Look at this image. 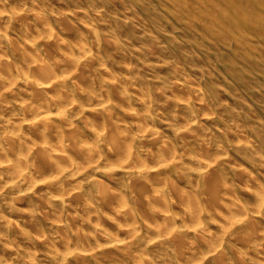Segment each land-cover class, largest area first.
I'll return each mask as SVG.
<instances>
[{
  "label": "rangeland",
  "instance_id": "1",
  "mask_svg": "<svg viewBox=\"0 0 264 264\" xmlns=\"http://www.w3.org/2000/svg\"><path fill=\"white\" fill-rule=\"evenodd\" d=\"M200 1L203 2V0ZM259 1L263 3L261 4ZM169 2L172 0H168ZM216 3H220L221 7H219V13L214 18L217 20L225 16L228 18L223 21L224 25H221L220 30L211 27L212 37L214 35L216 37L217 34V36L224 38L219 41H215L211 36L204 38L200 30L186 27L189 22L185 19L180 21V25H178L179 23L173 21L166 14L174 12L172 7L170 9L169 5L162 6L154 0H0V11L11 12L19 7L30 14L36 9L43 10L55 31L52 38V41L56 42L55 47L54 45L51 47L47 45L45 39L40 42L43 47L39 43L38 53L48 62L51 57V61L55 60L58 57V51L65 49L60 45L62 42L73 46L79 40H83L84 43L89 44L87 45L89 46L88 49L91 48L95 61L91 66L86 65L90 64L87 61L82 63H85L82 68L87 70L85 75L87 79L84 82H79V79L75 77L68 85V89L75 95L78 91L80 93L79 87H94L99 91L102 87L99 82L102 79L105 82H111L113 79L112 83L120 84L117 86L118 90L115 88V91H121V93L113 92L114 94H112L114 99V101L111 100L112 111L110 107L112 118H109L107 114L102 115L105 113L101 114L100 111V113L92 112L96 111V108L95 106L90 107L92 102L89 101V94L86 95L85 93L82 94L83 96L77 95V98L78 104L81 107H86L87 111L83 112L80 109L82 112L79 114L78 109L80 107L78 106L69 111V114L76 118V120L73 118L75 125L79 126L80 128H78L83 133L85 131V140L89 144L103 146V150L99 146L101 149L99 151L104 160L108 158L106 137L102 138L106 143L101 139L94 141L91 132H88L92 128L97 129L105 124L103 123L104 119H108L110 123L112 122L111 125H115L117 128L123 124L124 126L120 125L121 128H126L130 135L138 132L137 127L139 125L148 122L151 132L145 134L146 138L142 137L144 134L135 136V143H132L134 150L137 149L136 151H139L140 154H138L141 156H144L145 151L146 153L150 150L156 151L157 148L153 142L150 143L151 141H149L156 137L164 141L170 138L168 141L180 150V154H184V159L181 160L179 168L176 169L178 171L175 170L170 173L166 171L167 173L163 172L162 176V178H168L170 185L166 187V193L172 204L171 211L178 224L176 226L183 225L181 222L183 213L177 208L179 201L173 196L171 185H177L183 191H189L192 187L197 191L199 190L201 204L205 208H203L202 229L196 235H186L187 237L183 236L184 239L182 237L183 242H186L182 251L191 247V243L193 245L196 243L195 248H200L203 253H206V249L203 250V244L198 245L199 242L215 237L214 239H225L223 242L224 249L219 251L218 254L220 255L217 254L208 258L201 264H264V258L258 255L259 250L261 251V246L259 247L258 243L261 244L264 240L256 242V246L254 243L248 245L245 242V244L244 237L241 236L242 233L240 234L241 237L237 236V232L241 230V225L232 231L228 224L231 216L229 210L218 208L214 203H212L213 205L206 203V199L209 198V191L206 189V177L205 175L203 178L200 177L197 171L199 165L194 160L199 158L198 153L201 154L202 150L206 149L205 152H208L209 157L219 159L220 162L215 168L216 174L221 178L222 184L227 185L228 183L230 185L227 186L231 188V194H229L231 199L249 207L252 204L255 205L257 186L264 188V32L261 31L259 36H253L250 33H243L245 30L239 29L238 26L240 23H245L246 27H255L257 23L264 24V0H221L216 1ZM28 16L19 22L14 20L5 26L2 25L3 30L7 31V39L13 41L14 44L4 40L5 45H2V49L7 53L6 57L10 59L11 63L13 62L12 64H23L24 56L19 54L18 47L24 45V37L30 34L27 32V28L30 26V22L33 23V17ZM92 29L97 31L98 37H95V31L93 32ZM239 37H243L247 44L244 42L243 45H238L234 38ZM52 62L54 63V61ZM98 68L108 69V71L98 73ZM175 82L184 83L191 87L197 86L198 91H201H199V95H192V99L189 101L191 104H188L185 100L186 95L185 97L184 94L173 91ZM105 84L103 82L101 85L105 86ZM29 89L21 82L7 94L2 95L0 92L1 137L4 136V131L7 129L6 121L14 122L16 118H20L23 113L20 110L21 103L30 102L31 95L29 94H31L32 89ZM140 92L145 96L147 95L145 102L142 101ZM126 96L130 97V100ZM131 96H133L132 99ZM197 96L207 99L204 107L196 102L199 101L196 100ZM148 99L150 103L147 102ZM131 110L136 111L132 112ZM211 113L215 115V118ZM132 114H135V117ZM186 115L189 117L187 116V118ZM144 117L149 120L142 119ZM174 117L176 119H173ZM184 117L192 120L195 126L193 125L187 131L188 134L183 132V135H180L181 133L177 134V132L183 131L180 130V127L185 124ZM174 120L175 122H173ZM93 122L95 123L92 124ZM109 122L107 125L110 124ZM23 131L22 134L30 139L29 143L34 147L32 143L38 141L36 136L28 129ZM175 137L177 138L175 139ZM178 137H181V141H178ZM143 139H146L147 142ZM259 141L262 142L263 146L260 145ZM2 144L6 146L5 141ZM204 144L210 147V151L208 146L205 145V147ZM259 146L261 150H257ZM185 148L191 149L190 151L194 149V152L185 155ZM30 156L33 161H36V149L31 152ZM188 156L191 158L188 159ZM192 159L193 161H191ZM195 171L196 173L193 174ZM113 175L107 176L91 170V172L80 174L76 178L77 181H83L84 192L92 193V195L86 194L91 198L83 195L84 198L87 197V200L92 201L90 202L93 205V207L90 206L91 209L85 205L86 203L75 202L71 198L67 199L65 204L61 206L63 210L56 204L52 205L49 202L51 204L49 205L48 201L46 203L42 198L46 192L43 189H35L34 194L26 195L24 199L14 197V190H1L0 264H28L29 260H34V264H76L77 255L63 261L62 257L56 254V251H63L64 244L60 243L62 236L63 240L65 238L71 242L72 248H82L84 245L95 247L99 244H102L101 246L104 248L106 239L102 241V238L108 235L116 240H131V233H128L124 227L132 222L126 223L118 220L114 212L98 199L100 186L97 181H100L101 183L104 182L110 190L112 189L111 191L116 192L117 190L116 193L124 195L128 204L133 205L135 194L132 192L128 175L125 176L127 179L124 178L125 174ZM1 176L4 178L6 174L0 170ZM251 177L256 180L257 185L251 182ZM84 192L83 194H85ZM41 205L43 206L41 207ZM86 208L88 209L86 210ZM133 210L136 215L135 224L136 227L138 226L139 237L128 244L129 249L134 253L143 254L145 259L148 255L154 264H178L179 258L176 255L178 254L176 248L178 241L169 239L153 242L152 225L142 219L143 217L138 213L136 207L133 206ZM51 214H55V216L58 214L56 217L61 220V229H57L53 225L57 218ZM257 221L259 223V225L257 224L258 231L264 234V216ZM243 234L246 235L244 232ZM75 235L77 236L75 237ZM208 235L213 237H208ZM39 236L47 237H44L46 239L44 244L39 240ZM79 238L84 239L83 242L79 241ZM254 246L255 248L259 247L256 248L258 252ZM104 249L88 259L91 264H132L118 256L116 250L107 251L106 248ZM110 253H115L119 258L109 257L111 256ZM213 258H215L214 261Z\"/></svg>",
  "mask_w": 264,
  "mask_h": 264
},
{
  "label": "bare ground",
  "instance_id": "2",
  "mask_svg": "<svg viewBox=\"0 0 264 264\" xmlns=\"http://www.w3.org/2000/svg\"><path fill=\"white\" fill-rule=\"evenodd\" d=\"M154 1L158 2L162 6L169 5L170 9L172 7L174 12L172 11L171 13L170 12L166 13L167 16H169V18H171L173 21H176L177 23H179L183 19L187 20L189 23H187L188 25L186 27H189L191 29L195 28L196 30H200L203 33L204 38L205 36L212 37L213 31L211 27H214L220 30L222 28L221 25H224L223 21L228 19L226 16L223 17L222 19L220 18L219 20L214 18L215 15L219 13V10H220L219 7H221L220 3H216V1H221V0H203V2H201L200 0H172V2H169V3H168V0H154ZM26 13L27 12H25V9H21L19 7L16 10H12L11 12L0 11V92L2 95L7 94L10 92L11 89L13 90V87L15 88V86H17L21 82H23V84L26 85L28 89L29 88L32 89L31 94H29L31 95L30 96L31 99H29L30 102L27 103L25 101L23 104L21 103L20 105L21 107L20 110L23 112L20 118H16L14 122L6 121L7 129L4 131L5 134L3 137H1V134H0V139L1 140L3 139V141H5V144H6V146L3 145L2 144L3 141L0 140V170L6 174L4 178L2 176L0 177V191L1 190H14L15 191L14 197H16L17 199H24L26 198V195L34 194L33 191L35 189H43L46 192L43 194L42 198H44L43 200L46 203L48 201V204L50 202L52 203V205L56 204L57 206L61 207L65 204L67 199L71 198L75 202L81 203L82 201L86 203L85 205L91 209L93 205H91L90 202L92 201L86 199L89 196L86 194L92 195V193L89 191L84 192V187L82 185L83 181H77L76 178L80 174H87L88 171L91 172V170L96 171L97 173H101V174L103 173L107 176L113 175V174H120V175L125 174L124 178L127 179L126 175H128L132 192L135 194V199H133L134 202L132 203L133 204L132 206L128 204L127 199L126 197H124V195L116 193L118 192L117 190L116 192H114V190L111 191L112 189L110 190V188L107 187L104 184V182L101 183L100 181H97V183H99V186H100V190H99L100 194L98 196L99 201L103 202L107 208H110L111 211L114 212L118 220L126 222V223L132 222L131 224H126L125 227L123 226L124 229L126 228V231L128 233L129 232L131 233V237H130L131 240H128V241L116 240L114 238H111L109 235L106 236L105 238H102V241L106 239L104 248H106L107 251L112 250V249L116 250L118 256L123 257L124 260L131 262L132 264H154L153 260L149 259L148 255H147L148 259L147 258L145 259L143 254L134 253L133 251L129 249L130 247L128 244H130L131 241H134L136 240L137 237H139L137 233L138 226L136 227V224H135L136 215L133 210V206H134L138 209L139 211L138 213H140V215L143 217L142 219L143 220L145 219L150 225H152V230L154 233V237H152L153 242H159L163 240L167 241L169 239L171 240L174 239V241L175 240L178 241V242L176 241L177 242L176 248L178 252V254L176 255H178L177 258H179L178 264H201L202 262H205L208 258H211L217 255L219 251L223 248V244H224L223 242L225 239L224 240H221L218 238L214 239L215 238L214 237L208 240L205 239L201 242L198 241L200 243L198 245H201V243L203 244V250L205 248L206 253H203V251H201L200 248L196 249L195 248L196 243L194 245L191 243L192 246L189 244L191 247L187 248L186 251H182L183 247H185L186 245L185 244L186 242L185 243L183 242L182 237L186 235H190V234L196 235V233H198V231L202 229L201 227L203 225L202 218H203V211H204L203 208H205L201 204L200 194L198 192L199 190L197 191L193 189V187L192 189L191 187H189V189L191 190L183 191L179 189L177 185H174V184L171 185L172 194L179 201L177 208L183 213L182 221H181L183 222V225L176 226L178 224L176 223V219L173 216V213L171 211L172 204L168 200L169 196L166 193V189H167L166 187L170 185L168 184V180H167L168 178H162V176H163V172L167 171L170 173L178 169L180 166L181 160L184 159L183 157L184 154L183 155L180 154L179 153L180 150H178L177 147L172 144V142L168 141L170 140V138L167 137L168 140L166 139L167 141H164L163 139H159L158 137H156L155 139L153 138L154 140L153 139L149 140L151 141L150 143L153 142L155 148H157L156 151H151L148 148V150L150 151H148L147 153L145 151L146 154L144 153V156H141L139 155L140 152L136 151L137 149L134 150V147H133L134 145H132V143H135L134 142L135 136H138L139 134L141 135L144 134L142 137H145L146 136L145 134L150 131L149 130L150 126L148 122L147 124L145 122L144 124L141 123L143 125H139L137 127L138 132L130 135L129 133H127L129 131L126 128H125L126 130L124 128L123 129L121 128L120 125H123V124L119 125L120 128L118 124H116V126H118L117 128L115 127V125L114 126L111 125L112 122L110 123L108 119H104L103 123L105 124H102L103 127L98 126L99 128L97 129L91 127L92 129L88 131V132H91L92 136L94 137V141L100 140V139L102 140L103 137H106L107 146H108V151H107L108 158L104 160L103 156L101 155V152L99 151L102 149L103 146L101 147L100 145L89 144L85 140L84 129H82L84 131L83 133L81 129H79L80 127L78 126L79 127L78 128L77 125H75V122L73 121V118L75 117L71 116L69 114L70 113L69 111L70 109H74L77 106L80 107L78 109V111H80L79 114H81L82 112L80 109H82L83 112L87 111L86 107H81L78 104V98H77V95L83 96L82 94L85 93L86 95L89 94V98H90L89 101L92 102L91 103L92 105L90 104V107L95 106L96 108V111H92V112L98 113L100 111L101 114L105 113L102 115L107 114L109 118H112L111 117L112 115L110 113L111 100L114 101L112 94L117 92L115 90L117 89V86H120V84L118 83L117 85V83H115L116 84V87H115V84L112 83L113 79L110 78L112 80L111 82H105L102 79V81L106 83L107 85L105 84V86H103L101 85L103 84V82L102 81L99 82L100 86H102V87L99 86L101 88V89L99 88L100 89L99 91L98 89L96 90L94 87L93 88L79 87V89L81 90L80 93L79 91L77 95H75V93H72L70 89H68V85H70L71 81L75 79V77L76 79L77 78L79 79V82L80 81L84 82L87 79L86 78L87 76H85L87 73L86 72L87 70L82 68V66L85 63L84 64L82 63L84 61L85 62L87 61V63H90V64H86V65L91 66L93 65L95 61L91 53L92 52L91 48L88 49L89 46L87 45L89 44L84 43L83 40L82 41L79 40V42H77L73 46L69 45L68 43L62 42L60 45L62 46V48L63 47L65 48L63 49L64 51L60 48L61 50L58 51L57 53L58 55L55 53L59 58L57 57L58 59L55 58V60H52L54 61L53 63L51 61L52 57L50 55L51 59L48 62L47 59L45 60L44 57H42L40 53H38L39 43L45 39L47 40L45 41L47 42V45H49L50 47L54 45L55 47L56 42L52 41L55 31L50 25L51 24L50 20L48 19L47 15L44 14L43 10L36 9V10H33V12L30 14L28 13L26 14ZM14 15H16V18H14ZM27 16L33 17V20H32L33 23L30 22V26L28 28L26 27L28 30L27 32L30 34L24 37L25 38L23 41L24 45L22 46L18 45L20 46L18 47V52L20 55L24 56V61H23V64L21 65L20 64L16 65L15 63L12 64L13 62L11 63V61H9L10 59L6 57V54H7L6 51L2 49L3 48L2 45H5L4 40L5 41L8 40L7 31L5 32L3 30L4 28L2 27V25L5 26V24H7L8 22L11 23V21H14V20L16 22L17 21L19 22L21 20H24L25 17L27 18ZM225 24H227V22H225ZM178 25H180V23ZM249 27H246L245 23L244 24L240 23V25L238 26L239 29L245 30L243 33H250L253 36H259L261 35L262 32H264V24L262 23H257L255 27H252V26H249ZM93 32H94L95 37H98L97 31L93 30ZM212 38L215 41L224 39L223 37L217 36V34H216V37L214 35V37ZM234 39H236V42L238 43V45L240 44L243 45V43L245 42L243 37L234 38ZM10 41L8 40L9 43L12 42V45H14L13 41L11 42ZM40 44L42 46V43ZM47 53L49 52L47 51ZM98 71H99L98 73L100 72L106 73L108 69L107 70L99 69ZM173 87H174L173 91L175 90L176 92L182 93L184 94V96L185 95L187 96V97L185 96L186 97L185 100L188 104H191L189 103V101L192 99L191 96L199 95V91H201V90L198 91L197 86L191 87V86H187L186 84L180 83V82H177V83L175 82L173 84ZM137 92H136V95L138 94ZM197 92L198 94H196ZM119 93H121V91ZM122 93L125 94L126 92H122ZM140 93H141L140 97L142 98V101L145 102L147 95L145 96L142 92ZM120 97L122 96L120 95ZM132 97L133 96H131V99ZM128 98L130 100V97H127V99ZM196 100H199L196 102H198L201 107H204L206 105L205 104L207 100L206 98L202 96L201 97L197 96ZM89 101L88 103H90ZM148 101L149 99L147 100V102ZM111 111H112V107H111ZM133 116L135 117V114ZM136 116L138 115L136 114ZM187 116L188 115H186V117ZM203 116H205V114H203ZM212 116H214L215 118V115H212ZM176 117H174L173 119H176ZM191 117H192V114H191ZM142 119H145V117ZM145 120L147 121L149 119L146 118ZM183 120L185 124L183 126H181L180 124L181 126L180 130L182 129L183 131L181 132L178 131L179 132L178 133L176 130L177 134L181 133L180 135H183L182 134L183 132L186 133L194 125L193 121L190 119L185 118ZM108 122L110 123L109 125H107ZM139 122H140V119H139ZM139 122H136V123L140 124ZM173 122H175V120ZM94 123L95 122H93L92 124ZM170 123L172 125V121ZM24 129H28L29 131H32L31 133H33L38 139V141L34 140L35 142L32 143L34 147H32L31 143H29L30 139L26 138L22 134V132H24L23 131ZM181 137L180 138L178 137L179 138L178 141L181 139ZM176 138L177 137H175V139ZM144 140L146 139H143V141ZM102 141H105V140H102ZM259 143L261 146H263L262 142L259 141ZM247 144L249 146V143ZM205 145L207 144H204V146ZM99 146L101 147V149H99ZM209 148L210 147L208 146V150L210 151ZM35 149H36V158H35L36 161L35 160L33 161L30 155L33 150L35 151ZM190 150L191 149H186L184 151L186 153L185 155H189L190 152L192 153L194 149L192 151ZM205 150L206 149L202 150L201 154L197 152L199 155L198 156L199 158L194 159V160H196L199 165L198 166L199 169L197 171L199 172L200 177L203 178L204 175L206 177V181H207V182L205 181L206 186H207L206 189L209 191V198L206 199L207 201L206 203L207 204L214 203L218 208L220 207V208H225L229 210L230 212L229 215L231 216L228 221V224L231 226L232 231H234L237 226L241 225L240 227L241 230L237 232V236H240V234L242 233L241 236L242 238L244 237V243L247 242L248 245L251 243L252 244L254 243L255 245L258 242L263 241L264 234L260 233L261 231H258L257 224L259 225V223L257 220L261 218L262 216H264V188L262 186L260 187L257 186L258 191L255 197L256 199L254 202L255 205L252 204L250 207L243 205L235 201L234 199H231V197L229 196V194H231V188L229 187L230 185L227 182L226 183L229 186H227L226 184H222L221 178L216 174L217 172L215 168L220 162L219 159L209 157L210 155L208 156L207 154L208 152H205ZM257 150H261L260 146L258 147ZM103 154L105 155L104 152ZM190 158L191 157H189L188 159ZM191 161H193V159ZM194 173H196V171L193 172V174ZM191 174H192V171H191ZM109 177H112V176H109ZM89 181H92V180H89ZM251 182L256 184V180L253 177H251ZM83 192L85 194H83ZM83 195H86L87 197L85 196L86 198H84ZM206 196L208 197L207 194ZM42 206L43 205H41V207ZM51 208L52 206L50 207V209ZM61 208L63 210V207ZM87 209L88 208H86V210ZM51 215L55 216V214H51ZM56 216H58V214ZM56 218L57 220L53 223V225L57 229H61L62 228L61 220L59 217H56ZM243 232L246 235H244ZM76 236L77 235H75V237ZM209 236L210 235H208V237ZM39 237H40L39 240L43 242L44 244L46 242L45 238L47 237L45 236H44L45 238L41 236ZM210 237H213V236H210ZM61 238L62 239L60 243L64 244L63 251L61 252L56 251L57 252L56 254L61 256L62 257L61 259L63 261L77 255L78 257L76 256L77 257L76 259L78 260L76 264H91V262L88 259L92 257L94 254L98 253L100 250L104 249L101 246L102 244L101 245L99 244L95 247L84 245L82 248L80 247L72 248L71 242L68 239L65 240L64 238L63 240V236ZM71 238H72V235H71ZM83 240L79 238V241L83 242ZM77 246L79 245L77 244ZM258 246L259 247L261 246V251L259 250L258 255L264 258V242L261 244L258 243ZM257 249L256 251L258 252ZM110 255L111 256L109 257L111 258L116 257L117 259L118 257L117 255H115V253H110ZM215 258H213V261ZM33 261L34 260H29V262L27 263L34 264Z\"/></svg>",
  "mask_w": 264,
  "mask_h": 264
}]
</instances>
